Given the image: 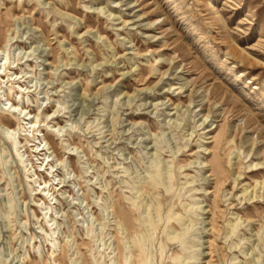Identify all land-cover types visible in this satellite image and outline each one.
<instances>
[{"label": "rangeland", "instance_id": "374dc122", "mask_svg": "<svg viewBox=\"0 0 264 264\" xmlns=\"http://www.w3.org/2000/svg\"><path fill=\"white\" fill-rule=\"evenodd\" d=\"M6 38L0 264H264V0H0Z\"/></svg>", "mask_w": 264, "mask_h": 264}, {"label": "bare ground", "instance_id": "6f19581e", "mask_svg": "<svg viewBox=\"0 0 264 264\" xmlns=\"http://www.w3.org/2000/svg\"><path fill=\"white\" fill-rule=\"evenodd\" d=\"M6 44L4 45V46H0V52L1 51H3L4 50V48L8 45V42H9V39H7L6 38ZM231 55V54H230ZM233 55V54H232ZM235 55V54H234ZM233 55V56H234ZM3 60V59H2ZM2 60H0V61H2ZM243 62V61H242ZM2 69V68H1ZM7 71V68L5 69V71L4 72H6ZM3 77V76H2ZM18 76H16V78H17ZM3 78H5V77H3ZM15 78V79H16ZM8 81L10 82L11 81V77L9 76L8 77ZM7 100H9V97L7 98ZM12 106L14 107V108H17L18 107V105L17 104H15V103H13L12 104ZM24 109H25V106L22 108V110H21V114L20 115H22V113H24ZM31 112V111H30ZM24 120H26L25 118H24ZM31 123V122H30ZM35 124V122H33L32 121V125L35 127L36 125H34ZM39 148V147H38ZM40 149V148H39ZM44 150H41V152H43ZM46 160H48V162H47V166H49L50 164H51V160L49 159V158H45L44 159V161H43V164L45 163V161ZM57 161H59V160H57ZM42 164V165H43ZM52 167H54V165L52 164ZM46 170H49V169H47L46 168ZM213 172H215V170H212ZM51 182V180L50 181H47V180H45L44 181V185L40 182V184H39V186H38V190L39 189H41V192H38L37 190V195L39 196V197H41L42 199H47V195L49 194V192H47V187L50 189V187H51V185H54L55 183L53 182V183H50ZM235 183H236V180H235ZM56 185H59V184H56ZM247 190V188H245V190L244 191H246ZM259 197H261V195H258V194H256L254 197H252V198H259ZM48 209V208H47Z\"/></svg>", "mask_w": 264, "mask_h": 264}]
</instances>
